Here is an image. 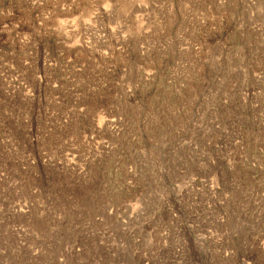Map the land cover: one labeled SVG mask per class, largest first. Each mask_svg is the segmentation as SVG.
I'll use <instances>...</instances> for the list:
<instances>
[{
  "label": "rangeland",
  "instance_id": "1",
  "mask_svg": "<svg viewBox=\"0 0 264 264\" xmlns=\"http://www.w3.org/2000/svg\"><path fill=\"white\" fill-rule=\"evenodd\" d=\"M0 264H264V0H0Z\"/></svg>",
  "mask_w": 264,
  "mask_h": 264
}]
</instances>
